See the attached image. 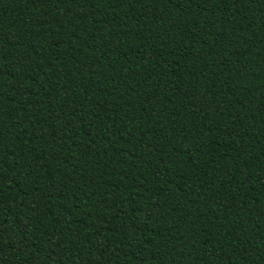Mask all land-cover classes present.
I'll list each match as a JSON object with an SVG mask.
<instances>
[{
  "label": "trees",
  "instance_id": "trees-1",
  "mask_svg": "<svg viewBox=\"0 0 264 264\" xmlns=\"http://www.w3.org/2000/svg\"><path fill=\"white\" fill-rule=\"evenodd\" d=\"M0 264H264V0H0Z\"/></svg>",
  "mask_w": 264,
  "mask_h": 264
}]
</instances>
